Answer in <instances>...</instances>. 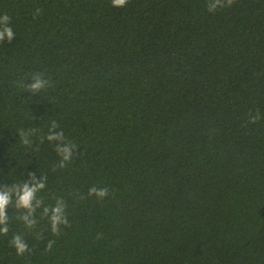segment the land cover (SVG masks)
<instances>
[{
	"label": "trees",
	"instance_id": "trees-1",
	"mask_svg": "<svg viewBox=\"0 0 264 264\" xmlns=\"http://www.w3.org/2000/svg\"><path fill=\"white\" fill-rule=\"evenodd\" d=\"M209 2L0 0V185L44 176L68 220L10 205L0 264H264V0Z\"/></svg>",
	"mask_w": 264,
	"mask_h": 264
},
{
	"label": "clouds",
	"instance_id": "clouds-1",
	"mask_svg": "<svg viewBox=\"0 0 264 264\" xmlns=\"http://www.w3.org/2000/svg\"><path fill=\"white\" fill-rule=\"evenodd\" d=\"M111 6L114 8H123L128 0H110ZM222 6V0H210L208 10L214 11L217 7ZM39 14V10H37ZM16 33L11 25V18L7 14L0 13V42L12 41ZM48 81L42 78L41 75L34 76L28 83L27 88L32 93H37L47 85ZM256 117H252L255 119ZM55 123L51 125L48 135L45 139L49 142L56 143V151L62 157L60 166H63L65 161H68L74 151V148L67 144L61 143L63 133L54 131ZM23 143L27 144L30 141L24 138ZM27 179L11 185H0V236L9 231L8 208L14 205L17 210H23L19 216V220L24 224L25 228L31 230L37 223L35 215L39 209L41 217H47L50 231L55 234L59 230V226L67 225L68 220L65 214L66 205L63 200L57 198L51 206L46 205L38 198L37 193L45 189L46 178L37 176L34 172L24 173ZM106 188L91 187L88 190V195L97 198L107 196ZM52 241L48 242V247L52 246ZM10 246L14 249L17 255H22L28 250V244L24 237L20 234L13 235L10 240Z\"/></svg>",
	"mask_w": 264,
	"mask_h": 264
}]
</instances>
